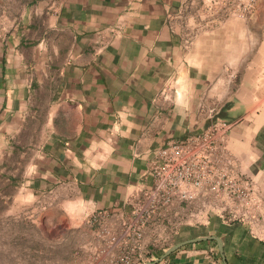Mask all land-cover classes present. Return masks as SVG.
Masks as SVG:
<instances>
[{
  "label": "crops",
  "instance_id": "obj_1",
  "mask_svg": "<svg viewBox=\"0 0 264 264\" xmlns=\"http://www.w3.org/2000/svg\"><path fill=\"white\" fill-rule=\"evenodd\" d=\"M240 2L35 0L0 28V164L11 158L17 192L59 230L85 225L97 253V226L121 238L158 149L212 119L230 124L222 154L257 190L251 218L174 201L94 264L125 249L130 264L154 259L202 235L221 239L227 264H264V0L247 13ZM217 255L213 240L196 241L155 264H222Z\"/></svg>",
  "mask_w": 264,
  "mask_h": 264
},
{
  "label": "built area",
  "instance_id": "obj_2",
  "mask_svg": "<svg viewBox=\"0 0 264 264\" xmlns=\"http://www.w3.org/2000/svg\"><path fill=\"white\" fill-rule=\"evenodd\" d=\"M235 7L239 12L249 10L241 3ZM229 127L228 122L212 119L202 130L169 140L159 148L151 165L152 182L144 202L132 208L121 238L106 227L97 229L95 239L102 244L99 252L109 253L124 236H128L132 244L136 243L150 215L162 211L174 201H206L209 210L220 214L228 211L231 220L253 217L260 207L257 190L252 183L241 180L232 161L222 154ZM131 261L132 250L129 249L121 251L115 259L120 264H130Z\"/></svg>",
  "mask_w": 264,
  "mask_h": 264
},
{
  "label": "rangeland",
  "instance_id": "obj_3",
  "mask_svg": "<svg viewBox=\"0 0 264 264\" xmlns=\"http://www.w3.org/2000/svg\"><path fill=\"white\" fill-rule=\"evenodd\" d=\"M25 2L26 0H0V28L7 31L18 18H25V14L28 11L24 5ZM254 2L255 0L250 1L251 4L248 6V0H241V5L248 7L249 10L246 12H240L247 13L251 11L254 7ZM230 8L233 9V6H230ZM9 167L11 166L9 165ZM24 195V192L19 194L17 192V187H15L14 191L11 192L10 200L8 201L5 212L11 215L24 212L30 218L31 223L35 224L39 229L41 234L48 238L49 242H47V244L49 249L43 255V262L41 263L40 261L33 259L32 264H56L54 261H57L58 264H67L65 263V259L69 256L73 257L75 261L73 264H94L100 256L104 255L103 253H97L95 257L93 256L91 244L89 243L90 229L88 227L84 225L74 228L70 227L63 231L59 230L54 226L53 222L48 223V219H45V216L38 213V209L35 210V208L29 203L30 201L28 200L27 202ZM97 227L94 232L97 231ZM93 229L94 228H92V230ZM30 236L31 240L37 239L34 232ZM93 237H96L95 233L93 234ZM165 245L167 244H164L163 246Z\"/></svg>",
  "mask_w": 264,
  "mask_h": 264
},
{
  "label": "trees",
  "instance_id": "obj_4",
  "mask_svg": "<svg viewBox=\"0 0 264 264\" xmlns=\"http://www.w3.org/2000/svg\"><path fill=\"white\" fill-rule=\"evenodd\" d=\"M34 1L26 0L24 5H29ZM10 162L11 158L8 157L0 164V169L2 168V171H0V264H32L33 259L42 263L43 255L49 249L47 244L49 242L48 238L41 234L39 229L35 224L31 223L30 218L24 212L13 215L5 212L11 192L14 191V188L19 183L18 173L11 174L12 168L9 167ZM33 232L37 237L36 240L30 239V235ZM168 246H163V249ZM91 249L95 257L97 248L93 246ZM150 257L149 254H146V256L138 259L134 264H142L145 260H149ZM65 260L67 264H73L75 262L71 256ZM215 260L220 263L219 255L216 256ZM54 262L58 264L57 261ZM114 264L120 263L115 262Z\"/></svg>",
  "mask_w": 264,
  "mask_h": 264
},
{
  "label": "water",
  "instance_id": "obj_5",
  "mask_svg": "<svg viewBox=\"0 0 264 264\" xmlns=\"http://www.w3.org/2000/svg\"><path fill=\"white\" fill-rule=\"evenodd\" d=\"M204 240H213L215 242L216 249H217L218 255L220 257L221 263L227 264L225 259H224V255H223V251H222V241L216 235L195 236V237L188 238V239H185V240H182L179 242H175V243L171 244L170 246H168L167 248H165L158 257H156L154 259L146 260L142 264H155V263L159 262L160 260H162L169 253H171L172 251L176 250L177 248H179L180 246H182L184 244L196 242V241H204Z\"/></svg>",
  "mask_w": 264,
  "mask_h": 264
}]
</instances>
